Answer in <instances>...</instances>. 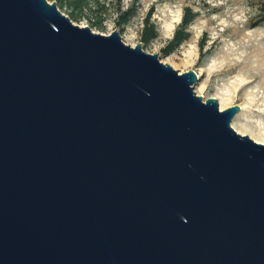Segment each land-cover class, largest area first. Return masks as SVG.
I'll list each match as a JSON object with an SVG mask.
<instances>
[{
	"label": "water",
	"instance_id": "95a60500",
	"mask_svg": "<svg viewBox=\"0 0 264 264\" xmlns=\"http://www.w3.org/2000/svg\"><path fill=\"white\" fill-rule=\"evenodd\" d=\"M197 80L0 0V264H264V143Z\"/></svg>",
	"mask_w": 264,
	"mask_h": 264
},
{
	"label": "rangeland",
	"instance_id": "374dc122",
	"mask_svg": "<svg viewBox=\"0 0 264 264\" xmlns=\"http://www.w3.org/2000/svg\"><path fill=\"white\" fill-rule=\"evenodd\" d=\"M100 2L104 3L105 8L100 15L102 27H91L92 30L109 33L116 29L125 43L134 46L137 41H141L140 29L144 18L150 13L149 21L155 25L157 36L145 45L141 41L142 48L146 52H157L160 61L169 63L178 72L193 69L198 77L193 84L196 94L202 95L203 98L215 96L219 104H223L222 107L219 105L220 109L238 104L240 109L234 115L231 125L233 120L236 124H244L251 128L256 136L264 139V132L261 130H264V24L252 26V22L258 18L261 0ZM89 6L94 8L91 1ZM118 7L121 10L127 7L133 9V14L122 25L116 23ZM185 7H190L195 13L187 26L189 37L174 50L165 53L163 47L180 23ZM58 8L67 14L64 7ZM88 13L92 16L91 19H95L91 12ZM73 22L89 26L90 19L82 17ZM210 59L225 61L226 65H221L224 70L218 71L217 63H209ZM238 129L236 128V131L247 133Z\"/></svg>",
	"mask_w": 264,
	"mask_h": 264
},
{
	"label": "trees",
	"instance_id": "16d2710c",
	"mask_svg": "<svg viewBox=\"0 0 264 264\" xmlns=\"http://www.w3.org/2000/svg\"><path fill=\"white\" fill-rule=\"evenodd\" d=\"M56 5L60 8L64 7L66 9V13L71 20L78 21L82 17H86L90 19L89 26L101 28L102 27V18L101 13L103 12L104 3L100 2V0H54ZM91 1L94 6L93 9L89 6V2ZM89 12L95 16V19H91L92 16L89 15ZM117 11V21L118 25H122L126 23L129 17L133 14L132 7H127L126 9L121 10L119 7L116 9ZM149 14L144 18V24L140 29V38L143 44H147L152 39L157 36V31L155 29V25L149 21ZM195 13L192 12L190 7L184 8V13L182 15L181 21L178 26L175 28V31L172 37L168 40L166 45L163 47L165 53H169L178 47L184 40L189 37V31H187V26L193 20ZM264 24V0H261L259 6L258 18L252 22V26ZM203 47V42L200 43V48Z\"/></svg>",
	"mask_w": 264,
	"mask_h": 264
},
{
	"label": "bare ground",
	"instance_id": "6f19581e",
	"mask_svg": "<svg viewBox=\"0 0 264 264\" xmlns=\"http://www.w3.org/2000/svg\"><path fill=\"white\" fill-rule=\"evenodd\" d=\"M219 105H220V107L223 106V104H222L221 102H220ZM232 126H234L235 129H236V128H239L238 130L249 133V134L252 136V138H254L256 141H258V142H263V143H264V139L261 138V137L256 136L255 133H254V131H253L251 128H249L248 126H246V125H244V124H236V123L234 122V120H233V122H232ZM261 130L264 132L263 129H261ZM261 130H260V131H261ZM260 131H259V132H260ZM263 132H262V133H263Z\"/></svg>",
	"mask_w": 264,
	"mask_h": 264
},
{
	"label": "clouds",
	"instance_id": "9594fccd",
	"mask_svg": "<svg viewBox=\"0 0 264 264\" xmlns=\"http://www.w3.org/2000/svg\"><path fill=\"white\" fill-rule=\"evenodd\" d=\"M210 2H211V0H210ZM189 27L191 28L192 26L190 25ZM201 35H203V32H201ZM210 43H211V38H210ZM209 63H217V65H218L217 70L218 71H223L224 67H221V65H226L225 61H213L211 59H210Z\"/></svg>",
	"mask_w": 264,
	"mask_h": 264
}]
</instances>
